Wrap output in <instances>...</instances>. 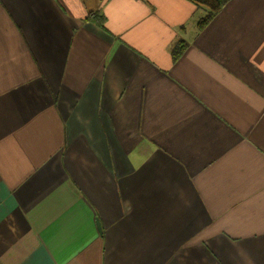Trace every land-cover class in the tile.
<instances>
[{"label":"crops","instance_id":"1","mask_svg":"<svg viewBox=\"0 0 264 264\" xmlns=\"http://www.w3.org/2000/svg\"><path fill=\"white\" fill-rule=\"evenodd\" d=\"M207 11L0 0V264H264V0Z\"/></svg>","mask_w":264,"mask_h":264},{"label":"trees","instance_id":"2","mask_svg":"<svg viewBox=\"0 0 264 264\" xmlns=\"http://www.w3.org/2000/svg\"><path fill=\"white\" fill-rule=\"evenodd\" d=\"M198 5H204L208 7V11L205 16L201 17L198 21V28L203 29L226 5L228 0H191ZM90 19L104 22V15L98 11H91L88 16ZM186 43L184 41L177 42L173 48V57L178 58L184 50Z\"/></svg>","mask_w":264,"mask_h":264},{"label":"water","instance_id":"3","mask_svg":"<svg viewBox=\"0 0 264 264\" xmlns=\"http://www.w3.org/2000/svg\"><path fill=\"white\" fill-rule=\"evenodd\" d=\"M99 224V223H98Z\"/></svg>","mask_w":264,"mask_h":264}]
</instances>
